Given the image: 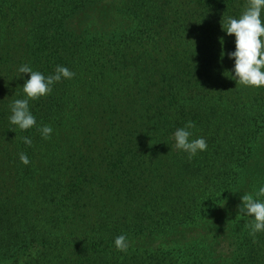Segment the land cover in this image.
<instances>
[{
  "label": "trees",
  "instance_id": "trees-1",
  "mask_svg": "<svg viewBox=\"0 0 264 264\" xmlns=\"http://www.w3.org/2000/svg\"><path fill=\"white\" fill-rule=\"evenodd\" d=\"M246 4L0 0V264H264L238 214L264 202V88L233 79L223 31ZM22 65L75 73L29 101L26 131ZM189 121L207 143L191 159L174 139Z\"/></svg>",
  "mask_w": 264,
  "mask_h": 264
},
{
  "label": "clouds",
  "instance_id": "clouds-1",
  "mask_svg": "<svg viewBox=\"0 0 264 264\" xmlns=\"http://www.w3.org/2000/svg\"><path fill=\"white\" fill-rule=\"evenodd\" d=\"M264 11V0H247L246 8L237 18L228 17L225 22L227 35L235 38V51L229 53V59L234 60L233 79L242 86L264 88V20L261 13ZM20 74H27L29 79L23 84L25 99H17L11 105L10 123L26 131L36 125V118L29 110V101L37 100L48 95L52 91L53 84L62 79H72L75 73L68 68L57 66L54 75L45 77L39 71H33L28 65L18 68ZM195 127L194 122L189 121L185 127L178 128L174 133L175 147L188 153L189 159L198 152L207 149V143L203 138L190 140L192 132L189 129ZM45 139L50 138L52 128L45 125L40 129ZM26 145L31 146L30 138H23ZM19 159L22 164L28 165V156L21 153ZM257 197H264V186L256 193ZM238 214H244L254 219L250 222V235L264 231V202L255 199L251 194L241 197V205ZM118 251L126 252L128 240L126 235H119L114 240Z\"/></svg>",
  "mask_w": 264,
  "mask_h": 264
}]
</instances>
